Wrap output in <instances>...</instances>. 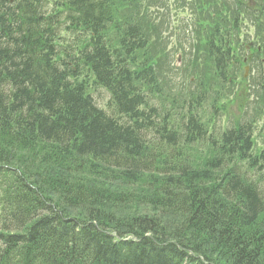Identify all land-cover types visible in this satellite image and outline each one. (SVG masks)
<instances>
[{
  "label": "trees",
  "instance_id": "1",
  "mask_svg": "<svg viewBox=\"0 0 264 264\" xmlns=\"http://www.w3.org/2000/svg\"><path fill=\"white\" fill-rule=\"evenodd\" d=\"M116 1L0 0V264H264V150L254 151L252 122L216 134L201 97L179 118L151 103L162 88L139 55L147 33L117 24ZM206 47L225 80L231 46L217 26ZM29 150L49 165L38 179L18 158Z\"/></svg>",
  "mask_w": 264,
  "mask_h": 264
},
{
  "label": "rangeland",
  "instance_id": "2",
  "mask_svg": "<svg viewBox=\"0 0 264 264\" xmlns=\"http://www.w3.org/2000/svg\"><path fill=\"white\" fill-rule=\"evenodd\" d=\"M257 1L263 6L260 13L248 14L243 6L240 7L236 30L230 26L235 21L234 12L238 10L237 0L116 1V22L118 25L128 21L141 22L149 37L145 56L139 55L153 64L162 88L160 94L148 93L151 103L171 109L176 113L175 118H179L182 101L197 97L201 92L204 100L198 111L208 130L217 133L237 122L251 121L254 125V151L259 153L264 149V0ZM257 1L250 0L248 9L259 8ZM56 2L49 0L48 9L57 7ZM221 23L224 32H230L234 41V60L228 81L224 82L219 80L212 60L204 52L206 38L214 25ZM116 29L111 25L106 32L113 44H116ZM60 33L61 43L66 44L73 38L70 32ZM94 93H97V100L102 98V105L107 103L105 90L96 89ZM206 148L205 142L193 146L197 156L204 154ZM19 152L18 158L31 165L29 174L34 179L39 178V171L44 173L42 171L49 168L41 159H37L36 165L32 162L36 157L34 152ZM81 177L117 191H146L143 183L128 185L88 172ZM140 209L143 215L154 213L149 206ZM72 214H78V211L72 210ZM167 218L170 220L173 215Z\"/></svg>",
  "mask_w": 264,
  "mask_h": 264
}]
</instances>
